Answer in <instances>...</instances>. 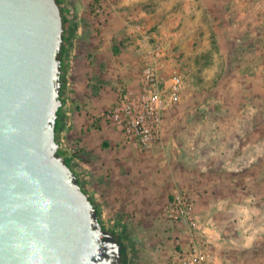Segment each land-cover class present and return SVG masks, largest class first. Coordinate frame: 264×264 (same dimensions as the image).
Segmentation results:
<instances>
[{"label": "rangeland", "instance_id": "1", "mask_svg": "<svg viewBox=\"0 0 264 264\" xmlns=\"http://www.w3.org/2000/svg\"><path fill=\"white\" fill-rule=\"evenodd\" d=\"M64 6L75 27L58 142L67 157L69 146L79 147L74 171L102 223L124 234L132 264H180L192 234L210 264H264V0H64ZM138 26L160 41L166 69L184 82L180 101L164 112L160 142L146 150L104 118L120 92L139 91ZM81 123L84 133L85 124L101 123L118 138L108 145L128 170L119 206L88 191L91 166L83 133H74ZM175 191L194 202L193 230L165 217Z\"/></svg>", "mask_w": 264, "mask_h": 264}, {"label": "water", "instance_id": "2", "mask_svg": "<svg viewBox=\"0 0 264 264\" xmlns=\"http://www.w3.org/2000/svg\"><path fill=\"white\" fill-rule=\"evenodd\" d=\"M62 7L0 0V264H120L56 134Z\"/></svg>", "mask_w": 264, "mask_h": 264}, {"label": "built area", "instance_id": "3", "mask_svg": "<svg viewBox=\"0 0 264 264\" xmlns=\"http://www.w3.org/2000/svg\"><path fill=\"white\" fill-rule=\"evenodd\" d=\"M92 10L100 15L103 8L95 4ZM135 31L142 63L139 91L136 94L120 92L104 118L118 127L127 143L146 150L160 142L164 112L180 101L184 82L177 70L166 69L167 56L160 41L140 26ZM59 143L62 145L63 139ZM79 151L76 144L69 146L68 158L75 170L74 165L81 166ZM164 214L172 223L185 224L191 230L196 226L194 202L180 191L173 192ZM189 240L187 254L180 264H210L211 258L198 237L192 234Z\"/></svg>", "mask_w": 264, "mask_h": 264}, {"label": "crops", "instance_id": "4", "mask_svg": "<svg viewBox=\"0 0 264 264\" xmlns=\"http://www.w3.org/2000/svg\"><path fill=\"white\" fill-rule=\"evenodd\" d=\"M74 105L76 106V117L77 114L82 117L83 112L79 107L80 104H76L75 102ZM81 127L82 123L78 125L75 124L74 129L76 132L74 133H83L81 143L91 166L88 191L99 192L101 194L100 199H103V201L106 200L107 205H118L119 200L125 197L124 187L128 183L126 177L128 170L124 168V171L121 168V162L115 160V156H118L120 152H116L112 146L108 145L112 141L117 142L118 138L113 132H107V129H105L101 123L99 126H90L88 129H86L87 126L85 124V128L83 127V129L86 130L85 133L82 132ZM118 147H120V145ZM110 150H113L112 152L115 151V154H110Z\"/></svg>", "mask_w": 264, "mask_h": 264}, {"label": "trees", "instance_id": "5", "mask_svg": "<svg viewBox=\"0 0 264 264\" xmlns=\"http://www.w3.org/2000/svg\"><path fill=\"white\" fill-rule=\"evenodd\" d=\"M57 1L59 2L60 6L62 7L63 20H64V29H65L64 30V34H63L64 43H63V46H62V68H61L62 69L61 77L63 79V69L65 67L64 66V61H65V58H66V55H67V49H68V46H69L70 26L75 27V24H74V22L73 23L71 22L70 15L67 13V10H66L65 6L60 2V0H57ZM75 10L77 11L78 9L76 8ZM60 121L61 120H60V111H59V117L57 119V126H56V134L62 127V124H61ZM62 154H64L68 165H71V158H68L65 155V153H63V152H62ZM98 215H99L100 221L102 222V220H101L102 217H101V213H100L99 210H98ZM103 227L106 228V226L104 224H103ZM106 229H108V228H106ZM108 230L112 231L113 234L115 235L116 239L122 244V251H121L122 260H121L120 264H132V262L134 261V255H133L132 251L130 250L129 244L126 241L124 234L122 232H118V231H115V230H111V229H108Z\"/></svg>", "mask_w": 264, "mask_h": 264}, {"label": "flooded vegetation", "instance_id": "6", "mask_svg": "<svg viewBox=\"0 0 264 264\" xmlns=\"http://www.w3.org/2000/svg\"><path fill=\"white\" fill-rule=\"evenodd\" d=\"M60 2L64 5V0H60Z\"/></svg>", "mask_w": 264, "mask_h": 264}]
</instances>
